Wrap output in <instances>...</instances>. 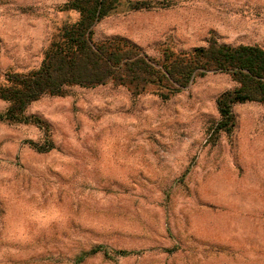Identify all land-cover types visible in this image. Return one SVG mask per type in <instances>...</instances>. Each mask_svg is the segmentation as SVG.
Instances as JSON below:
<instances>
[{
    "label": "rangeland",
    "instance_id": "rangeland-1",
    "mask_svg": "<svg viewBox=\"0 0 264 264\" xmlns=\"http://www.w3.org/2000/svg\"><path fill=\"white\" fill-rule=\"evenodd\" d=\"M67 1L0 0L2 74L40 67L79 18L60 11ZM165 4L114 14L93 38L125 37L154 61L165 45L264 48V0ZM237 86L210 72L166 101L154 88L74 87L27 109L48 133L0 122V264H264V106L235 105L233 133L213 137L216 101ZM48 140V153L27 143ZM99 245L134 254L83 260Z\"/></svg>",
    "mask_w": 264,
    "mask_h": 264
},
{
    "label": "trees",
    "instance_id": "trees-1",
    "mask_svg": "<svg viewBox=\"0 0 264 264\" xmlns=\"http://www.w3.org/2000/svg\"><path fill=\"white\" fill-rule=\"evenodd\" d=\"M164 4L165 0H68L60 11L78 13L79 18L59 29L40 67L29 73L0 72V100L8 103L5 112L0 113V122L37 125L48 133L47 123L26 113L31 104L45 96L64 97L74 87L96 88L113 83L129 88L136 95L154 88L166 101L181 93L196 77L214 72L229 74L238 84L216 101L220 123L213 137L217 138L223 131L231 135L236 126L235 105L264 106V48L222 45L211 40L207 47L178 52L165 45L162 59L154 61L125 37L98 42L93 38L95 26L114 14L152 11L166 7ZM27 143L42 153L54 149L49 140L45 145ZM99 253L110 259L134 254L126 250L110 252L106 246L99 245L84 254L83 260Z\"/></svg>",
    "mask_w": 264,
    "mask_h": 264
}]
</instances>
